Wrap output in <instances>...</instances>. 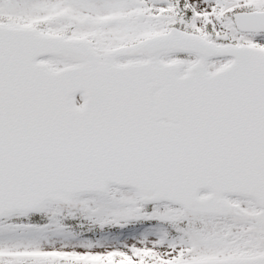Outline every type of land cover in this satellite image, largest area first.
Segmentation results:
<instances>
[{"label":"water","instance_id":"obj_1","mask_svg":"<svg viewBox=\"0 0 264 264\" xmlns=\"http://www.w3.org/2000/svg\"><path fill=\"white\" fill-rule=\"evenodd\" d=\"M236 25L262 32L264 14ZM151 48L147 64L113 63ZM175 52L198 58L184 77L156 61ZM226 56L227 69L206 72ZM40 57L77 67L52 73ZM108 187L197 216H233L226 197L264 208V52L169 35L101 61L80 41L0 27V219ZM192 264H264V256Z\"/></svg>","mask_w":264,"mask_h":264},{"label":"rangeland","instance_id":"obj_2","mask_svg":"<svg viewBox=\"0 0 264 264\" xmlns=\"http://www.w3.org/2000/svg\"><path fill=\"white\" fill-rule=\"evenodd\" d=\"M131 1L0 0V16L10 14L26 24H32L44 16L57 20L66 19L72 21L74 31L79 34L108 31L102 29L100 24H106L104 21L110 19L114 21V26L109 31L116 32L118 39L129 27L122 19L134 13ZM223 2L185 0V7L194 12L200 22V29L205 22H209L215 33H225L229 31L232 22L229 21L230 15L226 21L221 19L227 9V5H222ZM233 2L264 10V0ZM161 9L167 17L177 15L173 13L175 8L172 5ZM130 28L136 29L133 25ZM238 38L240 37L235 36V39ZM243 39L264 48V36ZM227 64L224 61L212 62L209 69L220 70ZM236 207L240 217L224 224L206 218H193L166 205L154 208L153 219L154 214L145 213L132 193L112 189L103 197L78 198L65 209L59 208L56 212L70 218H76V214H79L81 218L98 224L96 231L92 230L96 239L95 245L67 240L61 235L62 231L53 226L26 230L0 227V264H46V256L54 259L56 254L68 257L62 258V262L80 257L88 258L84 262L93 264L106 261L114 264H139L140 261L165 264L170 260L233 258L232 251L248 249L251 245L259 246L261 252H264V210L257 209L249 202H236ZM154 221V228L167 227L173 229L174 234L168 240H162L165 233L161 229H153L151 234L146 233L144 225ZM105 226L110 227L106 229ZM112 230L117 233L110 235ZM51 264H57V259Z\"/></svg>","mask_w":264,"mask_h":264},{"label":"flooded vegetation","instance_id":"obj_3","mask_svg":"<svg viewBox=\"0 0 264 264\" xmlns=\"http://www.w3.org/2000/svg\"><path fill=\"white\" fill-rule=\"evenodd\" d=\"M165 0H145L144 3L139 5V11L142 13L140 17L134 18V21L131 23H137L138 28L137 29H131L127 30L125 32L126 38H154L158 36H163L166 33L177 30L186 34H195L197 30V21L193 18L185 19H173L169 20L165 15L161 13L160 10H157L156 8L158 6H162L164 4ZM42 24H45L49 27L53 26L55 24L54 21H44L41 22ZM48 34H54V33H45ZM62 37L59 34H54ZM94 34L90 33L88 37H92ZM89 43V42H88ZM139 42L136 40L132 42H115L113 43L115 47L110 46L107 44V42L103 41V38L101 36H98V46L100 47V54L109 52L110 50H122L129 47L137 46ZM91 47L92 44L89 43ZM143 59H118L116 62L119 65H126L129 63H135V62H141ZM45 64L48 66H53V62L51 60H45Z\"/></svg>","mask_w":264,"mask_h":264},{"label":"trees","instance_id":"obj_4","mask_svg":"<svg viewBox=\"0 0 264 264\" xmlns=\"http://www.w3.org/2000/svg\"><path fill=\"white\" fill-rule=\"evenodd\" d=\"M78 218L79 217L72 219V221L65 220V223L72 227V225H74L78 221ZM55 220L61 221L56 216V207H49L36 214L26 215V216H13V217L6 218L4 220V226H14V227H20V228L24 226L26 227L30 226V227H35V228H42V227L47 226L48 224H50L52 221H55ZM85 223L86 222H82V224H85ZM80 224H77L75 227H72L75 230L74 232L81 237L82 236L88 237V234H86L84 227H82ZM58 257L68 258V257H62V256H58ZM85 260H88V259L76 258L75 260L71 258L70 260L63 262L62 264H93L89 261L84 262ZM100 264H112V262L111 261L100 262Z\"/></svg>","mask_w":264,"mask_h":264}]
</instances>
